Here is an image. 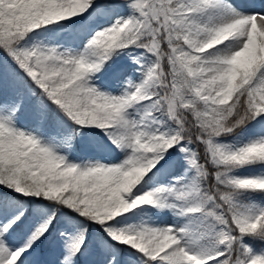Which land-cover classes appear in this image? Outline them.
<instances>
[{"label": "snow or ice", "instance_id": "1", "mask_svg": "<svg viewBox=\"0 0 264 264\" xmlns=\"http://www.w3.org/2000/svg\"><path fill=\"white\" fill-rule=\"evenodd\" d=\"M0 264H264V0H0Z\"/></svg>", "mask_w": 264, "mask_h": 264}]
</instances>
